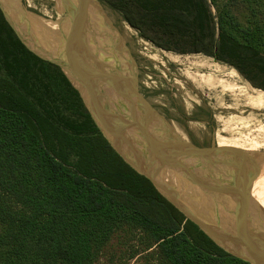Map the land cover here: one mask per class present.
I'll list each match as a JSON object with an SVG mask.
<instances>
[{
    "label": "trees",
    "instance_id": "1",
    "mask_svg": "<svg viewBox=\"0 0 264 264\" xmlns=\"http://www.w3.org/2000/svg\"><path fill=\"white\" fill-rule=\"evenodd\" d=\"M101 1L156 48L204 55L264 92V0ZM134 260L249 264L124 162L61 69L0 10V264Z\"/></svg>",
    "mask_w": 264,
    "mask_h": 264
},
{
    "label": "water",
    "instance_id": "2",
    "mask_svg": "<svg viewBox=\"0 0 264 264\" xmlns=\"http://www.w3.org/2000/svg\"><path fill=\"white\" fill-rule=\"evenodd\" d=\"M67 1L55 49L34 36L24 11L20 21L11 14L9 0H0V10L30 52L61 69L124 162L224 252L264 264V211L251 197L255 159L239 150L198 148L185 141L141 95L137 76L130 79L117 57L100 62L102 67L95 64L87 22L89 6L102 9L100 1ZM189 183L199 192L186 193Z\"/></svg>",
    "mask_w": 264,
    "mask_h": 264
},
{
    "label": "rangeland",
    "instance_id": "3",
    "mask_svg": "<svg viewBox=\"0 0 264 264\" xmlns=\"http://www.w3.org/2000/svg\"><path fill=\"white\" fill-rule=\"evenodd\" d=\"M65 1L67 0H10L9 3L14 5V9L10 10L11 14L20 21L24 17V11L34 36L55 49L58 48L56 44L60 41L61 28L66 22L68 2ZM99 1L102 11L112 23V33L115 32L114 37L120 44L116 52L108 48L101 37L98 24V38L102 44L104 59L107 61L117 57L122 70L130 79L137 76L140 92L148 97L147 100L158 112L168 117L169 124L185 141L209 145L204 148L220 147L251 155L255 159L252 168L254 170L255 167V170L253 173L251 171L255 181L252 184L260 181L264 185V92L255 89L236 70L204 55H177L156 48L142 39L118 12ZM93 5L96 11V4ZM42 22L56 27V42L53 36L40 29ZM218 82L222 85L217 84ZM240 89L243 91L239 92ZM194 119L198 120L194 122ZM172 177L177 184L174 172ZM193 190L199 192L189 183L186 193ZM251 194L254 201L264 206L258 191ZM135 262L136 260L131 264Z\"/></svg>",
    "mask_w": 264,
    "mask_h": 264
},
{
    "label": "bare ground",
    "instance_id": "4",
    "mask_svg": "<svg viewBox=\"0 0 264 264\" xmlns=\"http://www.w3.org/2000/svg\"><path fill=\"white\" fill-rule=\"evenodd\" d=\"M10 1V0H9ZM73 1V0H72ZM68 2V1H67ZM36 7V6H35ZM94 5L91 4L89 6V21L87 22V27L91 28V31H87V34L89 36L90 34V40H91V52L93 51L94 54V62L95 64H98V66L102 67V63L100 62H105L106 60L104 59V55H103V48H102V44L101 41L98 38V24H99V29H100V34L101 37L105 43V45L114 50V52H116V50L119 48L120 44H118L117 39L114 37L115 36V32L112 33L113 26L112 23L110 22V20L108 19V17L106 16L105 12L102 11V9L96 4V11H94ZM76 8V7H75ZM100 8V9H99ZM40 29L43 30L46 34H48L49 36H53L54 42H56L55 38L58 37L57 32H55L54 30L56 29V27L54 25L42 22L40 23ZM117 34V33H116ZM120 37V36H119ZM122 39V38H121ZM118 51V50H117ZM123 51V50H122ZM121 51V52H122ZM90 58V57H89ZM111 58V57H110ZM91 59H89V61L91 62ZM172 59V58H170ZM111 60V59H110ZM173 60V59H172ZM175 61V60H173ZM99 62V63H98ZM204 66V65H203ZM209 67V66H208ZM107 68H109V66L107 65ZM209 70V69H208ZM185 71V70H184ZM193 73V72H192ZM197 77V76H196ZM200 77V76H199ZM203 77V76H202ZM201 81V80H200ZM203 81V79H202ZM201 81V82H202ZM208 82V80H207ZM217 84L222 85L221 82H218ZM210 85V84H209ZM244 85V84H243ZM224 86V85H223ZM231 88V87H230ZM251 88V87H249ZM239 89V88H237ZM223 90V89H222ZM221 90V92H222ZM235 89L233 88V91ZM231 91V92H233ZM239 92L243 91V89L238 90ZM253 92V91H252ZM243 93V92H242ZM248 93V92H247ZM226 94V93H225ZM228 94V93H227ZM231 94V93H230ZM233 95V94H232ZM237 95V94H236ZM243 95V94H242ZM251 96V95H250ZM244 97V96H242ZM254 97V96H253ZM256 97V96H255ZM238 98V97H237ZM232 99V98H231ZM235 100V99H234ZM252 101V100H250ZM262 101V100H261ZM264 101V100H263ZM234 102V101H233ZM242 110V109H241ZM227 127V126H226ZM233 133V132H232ZM233 136V135H232ZM239 137V136H238ZM223 139V138H222ZM225 139V138H224ZM239 139V138H238ZM241 139V138H240ZM247 139V138H246ZM229 140V139H228ZM245 140V139H244ZM243 141V140H242ZM231 142V141H230ZM257 183L252 184L251 187V193L254 191H258L260 193V197L263 199L264 201V185H262V183H260V181H256ZM251 197L252 194H251ZM256 202V201H255ZM261 209L264 211V206H262V204H260L259 202H256ZM264 204V203H263Z\"/></svg>",
    "mask_w": 264,
    "mask_h": 264
},
{
    "label": "flooded vegetation",
    "instance_id": "5",
    "mask_svg": "<svg viewBox=\"0 0 264 264\" xmlns=\"http://www.w3.org/2000/svg\"><path fill=\"white\" fill-rule=\"evenodd\" d=\"M65 16V15H64ZM59 22V21H58ZM61 22V21H60ZM59 22V23H60ZM61 24V23H60ZM139 92H140V90H139ZM141 93V92H140ZM141 95L147 100L148 99V97H146V95L145 94H143V93H141ZM149 102V101H148ZM160 113V112H159ZM161 114V113H160ZM163 117H164V119L168 122V123H170L169 122V119H168V117L166 116V115H163V114H161ZM198 119H194V122H196ZM191 121V120H190ZM192 122V121H191ZM189 134V133H188ZM189 136H191V135H188V137ZM183 138V137H182ZM189 143H191V141H188ZM191 144H193V145H195L196 147H198V148H204V147H208L209 145L208 144H206V143H202V144H199V143H196V142H192Z\"/></svg>",
    "mask_w": 264,
    "mask_h": 264
}]
</instances>
